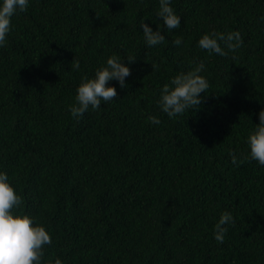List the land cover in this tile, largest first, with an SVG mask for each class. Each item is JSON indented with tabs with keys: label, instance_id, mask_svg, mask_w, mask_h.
I'll use <instances>...</instances> for the list:
<instances>
[{
	"label": "trees",
	"instance_id": "trees-1",
	"mask_svg": "<svg viewBox=\"0 0 264 264\" xmlns=\"http://www.w3.org/2000/svg\"><path fill=\"white\" fill-rule=\"evenodd\" d=\"M170 7L181 20L173 30L159 0H28L11 17L0 46V172L22 198L13 214L52 238L41 264H264V165L247 143L264 109V0ZM142 21L165 41L149 47ZM230 32L242 45L227 56L198 44ZM110 56L130 69L126 86L108 81L116 97L73 117L82 77ZM201 62V105L170 118L163 85ZM222 212L234 222L221 243Z\"/></svg>",
	"mask_w": 264,
	"mask_h": 264
},
{
	"label": "clouds",
	"instance_id": "clouds-1",
	"mask_svg": "<svg viewBox=\"0 0 264 264\" xmlns=\"http://www.w3.org/2000/svg\"><path fill=\"white\" fill-rule=\"evenodd\" d=\"M171 0H159L158 16L162 18L163 24L169 29H177L181 25L172 7ZM28 7V0H0V46L6 41V35L10 31L11 17L19 11H25ZM142 31L146 44L151 47L165 41L164 35L159 30H153L148 24L141 22ZM220 42L225 44L228 51L221 47ZM179 45L180 39L173 41ZM199 46L209 53H216L220 56H227L229 51H235L242 45V37L239 32L228 34L212 33L204 34L198 41ZM129 62L134 60L128 57ZM72 68L79 70L78 61L72 63ZM204 64L199 63L193 70L187 73H180L173 77L170 84H164L158 104L162 111L170 118L184 113L186 110L197 109L201 103V93H206L209 82L200 75ZM130 69L121 62V58L110 56L107 58L106 66L96 70L94 78L82 77L81 83L76 89V104L70 109L73 117L82 116L91 106L98 109L101 102L112 101L116 95V89L108 85V81L116 80L121 87H125V78L130 75ZM151 123L159 124L155 116H150ZM247 143L250 148V157L264 165V109L259 112V123L249 133ZM248 157H245L247 159ZM233 164H236V157L232 156ZM6 173L0 172V264H41L43 248L52 243V238L46 229L36 224L28 215L13 214L12 210L22 203L14 188L8 182ZM230 212H222L215 225V239L223 242L227 229L224 227L233 223ZM53 264V262H49ZM54 264H62L56 258Z\"/></svg>",
	"mask_w": 264,
	"mask_h": 264
}]
</instances>
